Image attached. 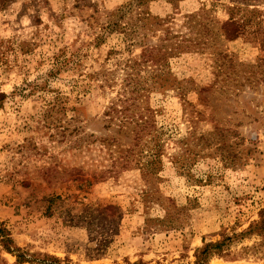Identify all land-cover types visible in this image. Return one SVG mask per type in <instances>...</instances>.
<instances>
[{
    "label": "rangeland",
    "instance_id": "obj_1",
    "mask_svg": "<svg viewBox=\"0 0 264 264\" xmlns=\"http://www.w3.org/2000/svg\"><path fill=\"white\" fill-rule=\"evenodd\" d=\"M130 1L0 0V224L27 257L193 264L264 208V34L220 35L228 0H150L162 21L146 43L162 45L166 89L140 67L149 90L123 103V63L141 47L97 35ZM112 102L148 120L150 173L131 127L107 121ZM215 263L264 264V234L235 239ZM0 264L35 263L0 244Z\"/></svg>",
    "mask_w": 264,
    "mask_h": 264
},
{
    "label": "trees",
    "instance_id": "obj_2",
    "mask_svg": "<svg viewBox=\"0 0 264 264\" xmlns=\"http://www.w3.org/2000/svg\"><path fill=\"white\" fill-rule=\"evenodd\" d=\"M77 3L85 5L86 0H76ZM150 0H131L124 6L116 8L105 13L104 25L101 26L100 34L97 35V39L101 40L106 33H117L118 38L123 43L132 42V44H138L141 47L140 53L137 57L126 58L124 61V66L122 70L124 71V81L125 87L123 97L120 99L121 102H126L128 99H136L138 96L142 95L144 91L149 90V87H145L140 83V77L136 71L140 70V67H148L151 71L149 73L150 85L152 88H165L167 77L164 76L163 69L159 66V61L163 59L164 52H162V45L146 43L149 35L157 30L156 27L160 26V17L152 15L149 11L144 9V5ZM260 5L264 6V0H228V5H226V11L228 18L223 21L218 26V31L220 30V35L224 36L227 40H233L237 37L250 36L255 37L256 35L264 34V30L260 27L259 23L263 17L264 10L260 8ZM134 11V17H132V12ZM92 15L87 18L90 19ZM127 20L124 22V20ZM212 22V20H211ZM216 32V34L218 33ZM209 32V33H208ZM207 33L211 38L214 37V29L207 30ZM215 34V35H216ZM213 40V39H212ZM129 44V43H128ZM207 44V43H206ZM186 47V46H184ZM182 45L177 44L172 47L175 51L174 53L181 52L184 48ZM203 47V46H202ZM187 48V47H186ZM172 54V52H170ZM159 64V65H158ZM153 67H159L154 70ZM128 70V71H126ZM129 87V89H128ZM126 89H128L126 91ZM129 93L127 97L126 94ZM134 96V97H133ZM58 101H54L47 108V115L56 109ZM126 108L124 110H118L116 103H111L107 106L104 115L107 116V121L110 123L112 121L119 120L120 127L126 124L130 126L133 132V139L135 141V146L145 145L150 154L151 158H147V161L141 163L140 168L147 167V172H151L152 163L156 160L155 153L151 152L152 147H150V141H143L144 135L149 131L150 125L148 120L142 114H125ZM120 118V119H119ZM131 150L130 152H132ZM130 163V156L126 159L125 164ZM137 164H139L137 162ZM259 218L251 222L249 226L241 231L240 233H222L220 238L215 241L205 242L203 239V246L196 250L195 261L193 264H207L209 259L213 256L225 257L228 255L229 246L235 239H241L245 234H256L262 236L264 234V208L260 209L258 212ZM0 244L3 248L14 254L18 262H34L35 264H54L58 261L53 256L44 255L41 258H30L27 257L24 251L13 245V240L10 236L9 231L0 224ZM130 264V263H127ZM134 264H145V263H134Z\"/></svg>",
    "mask_w": 264,
    "mask_h": 264
},
{
    "label": "bare ground",
    "instance_id": "obj_3",
    "mask_svg": "<svg viewBox=\"0 0 264 264\" xmlns=\"http://www.w3.org/2000/svg\"><path fill=\"white\" fill-rule=\"evenodd\" d=\"M215 264H223V263H215Z\"/></svg>",
    "mask_w": 264,
    "mask_h": 264
}]
</instances>
